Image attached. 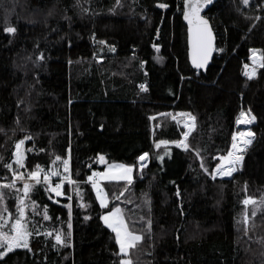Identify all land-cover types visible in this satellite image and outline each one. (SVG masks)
<instances>
[{
	"label": "trees",
	"instance_id": "obj_1",
	"mask_svg": "<svg viewBox=\"0 0 264 264\" xmlns=\"http://www.w3.org/2000/svg\"><path fill=\"white\" fill-rule=\"evenodd\" d=\"M182 12L183 0H0V183L11 180L5 164L13 160L15 143L30 136L19 170L39 164L63 173L62 162H52L70 157V175L81 190L78 195L77 185L65 181L64 195L56 197L35 185L36 212L47 206L51 219L30 207L29 229L67 233L65 205L71 204V244L56 245L55 232L33 235L31 251L14 249L0 264H118L115 233L100 219L113 206L144 237L129 251L132 264H264V68L256 79L242 75L249 50L264 52V0H218L211 8L207 16L223 51L205 72L190 64ZM100 41L115 47L101 62L95 57ZM245 110L256 117L254 142L231 179H212ZM181 112L196 117L190 148L170 144L165 154L154 142L182 139L183 128L160 114ZM144 152L150 165L142 175L134 169L127 190L126 182L104 184L110 203L102 208L87 176L106 164L138 165ZM60 179L52 176L51 183ZM3 192L15 217V195ZM246 197L260 211L245 221Z\"/></svg>",
	"mask_w": 264,
	"mask_h": 264
},
{
	"label": "snow or ice",
	"instance_id": "obj_2",
	"mask_svg": "<svg viewBox=\"0 0 264 264\" xmlns=\"http://www.w3.org/2000/svg\"><path fill=\"white\" fill-rule=\"evenodd\" d=\"M213 0H183V19L188 23V33L189 41L191 44V62L195 69H207L209 60L212 57L213 52L223 51V49H217L214 46V34L209 25L208 19L205 16L201 15V12L206 6L211 4ZM244 5H248L249 0H242ZM119 3V0H117ZM160 8H167V3H161ZM4 31L8 33H15V27H6ZM101 44H104L105 41H100ZM111 51H115L114 46H110ZM157 51H159V46L154 45ZM251 52L250 59L252 61V66L249 64H244L243 75L252 79L257 74V68H264V52H261L259 49H250ZM40 60L44 59L43 54L39 56ZM142 91H147V87L144 84L140 85ZM160 115L170 116L177 124L181 123V120L178 117L184 118L183 124L184 128L187 129L181 133L182 139L176 140H167L160 139L155 141V147L157 149L161 148L163 145L165 148V154L170 155L171 149L168 147L170 144L175 145L177 148L188 151L190 145L188 143V137L195 127L196 117L191 113L181 112L173 115L172 113H161ZM149 119L154 120L155 117H149ZM256 117L254 115L246 114L244 111H241L239 116L236 119V124H250L254 121ZM192 121L190 124L188 121ZM3 131V129H0ZM254 134L250 129H245L242 131L234 132L232 135V144L231 150L227 152L226 155L219 157V163L216 164L214 170L209 173L213 179H216L217 176H232L233 172L237 171L238 166L241 165L244 159V151L249 145L252 144V137ZM31 139L30 136H26L24 139L19 140L15 143V151L13 153V160L7 164L5 167L11 172V180L8 181L5 177L4 183H0V259H2L8 252L13 251L16 248L28 249L31 251L30 247V237L33 235H47L53 236L55 232L54 240L56 245L61 246H70L71 244V204L65 205L68 211V221H67V233L62 229H52L41 233L39 231L29 229V220H28V209L31 207L33 214H42L44 220H50L51 217L47 213V206H44L42 213H37V204L36 201L31 200L30 192L33 190L35 185L43 184L44 191L54 193L56 197L63 196L62 191L63 184L67 181L69 184L77 185V181L73 180L70 175L69 167V158H62L60 156H55V160L52 162L55 164L56 161H61L63 166V173L59 172L56 168H53L51 171H45L41 165L37 164L34 166V170L28 171L27 173L20 171L19 169L25 168V152L22 151V146L25 143V140ZM197 157H200V151L195 150ZM149 158V153L144 152L137 157V164H125V163H111L108 164L107 170L103 172H93L91 175L87 176V182L91 183V187L95 190L96 198L99 201V204L102 208L109 207V197L108 193L104 188L101 187V181L108 182H126L125 190H127V185L133 183L134 169H137L141 175L143 174V169L147 167ZM159 160L163 161L164 157L159 156ZM201 163L200 167L204 169L207 173L208 168L203 162V158L200 157ZM101 163H105L104 156L99 157ZM13 164L17 165V168H13ZM43 174V176H42ZM52 176H61V179L58 183L54 185L51 183ZM17 181L22 182V187L17 186ZM246 187V186H245ZM4 188L12 190L15 195L16 200V212L15 217L13 213L8 210V207L5 203V195L3 192ZM74 191L78 195L81 194V190L78 185L74 188ZM179 190H177L176 195L179 196ZM123 195V192L120 195H113V199L119 200L120 196ZM145 196V203L150 205V200L147 198V193H143ZM51 198V196L49 197ZM71 200V197H68ZM82 199V195H81ZM59 202V201H57ZM242 203L248 205L250 203L255 204V200L251 197H246ZM255 215V212H253ZM103 220L104 224L109 228L113 233H115V242L119 246V252L116 253L121 257L118 261V264H132V260L129 257V250L136 248L138 242H141L144 237L142 234L137 233L132 230L126 222L123 209L119 206H113L111 210L106 212L100 217ZM143 219V217H141ZM245 221L247 216L244 217ZM10 226H9V222ZM151 220L147 221V228L151 230ZM7 229V230H5ZM55 246V245H54Z\"/></svg>",
	"mask_w": 264,
	"mask_h": 264
},
{
	"label": "rangeland",
	"instance_id": "obj_3",
	"mask_svg": "<svg viewBox=\"0 0 264 264\" xmlns=\"http://www.w3.org/2000/svg\"><path fill=\"white\" fill-rule=\"evenodd\" d=\"M105 46V44H103L102 45V48L101 49H97V53L95 54V57L97 56V60L99 61V62H101L102 61V58H101V55H102V53L103 52H108L109 54L111 53V54H113V51H111V48H107V47H104ZM106 49V50H105ZM246 114H248L249 113V111H244ZM250 115H252V113L250 112ZM255 123V120L254 121H252L250 124H243V123H241V124H239L238 125V131H242V130H245V129H250V127L253 125ZM254 142V141H253ZM253 144V143H252ZM241 166V165H240ZM239 166V167H240ZM246 206V209H247V214H246V216L249 218V216H251L252 214H253V212H255V215L260 211V205L259 204H257V202L255 201V204H252V203H250V204H248V205H245ZM254 215V216H255ZM247 218V219H248ZM10 223L11 222H9V226H10ZM5 230H7V229H5ZM16 249H18V248H16ZM0 251H3V249H0ZM130 251V250H129ZM9 253V252H8ZM7 253V254H8ZM6 254V255H7ZM5 255V256H6ZM4 256V257H5ZM3 257V258H4Z\"/></svg>",
	"mask_w": 264,
	"mask_h": 264
},
{
	"label": "water",
	"instance_id": "obj_4",
	"mask_svg": "<svg viewBox=\"0 0 264 264\" xmlns=\"http://www.w3.org/2000/svg\"><path fill=\"white\" fill-rule=\"evenodd\" d=\"M217 2H218V0H213V2H212L211 4H209L208 6H206V7L204 8V10L201 12V15L205 16V18L208 19V21H209V25H210V27H211V29H212V31H213V34H214V37H215V39H214V46H215V48H217V37H216L215 31H214V29H213V26H212V24H211V21H210V19H209V17H208L207 15H208L209 11L211 10V8H212ZM183 21H184V24H185L186 27H187V33H188V23H187V21L184 20V19H183ZM215 54H216V51L213 52L212 57H211V59H210L209 62H208L207 69H206V70H205V69H199V71H204V72H205V71L208 70V68L210 67V65L212 64V62H213V60H214V58H215ZM188 56H189L190 64H191V66L194 68V66L192 65V62H191V44H190V41H189V33H188ZM194 69H195V68H194ZM196 70H197V69H196Z\"/></svg>",
	"mask_w": 264,
	"mask_h": 264
},
{
	"label": "built area",
	"instance_id": "obj_5",
	"mask_svg": "<svg viewBox=\"0 0 264 264\" xmlns=\"http://www.w3.org/2000/svg\"><path fill=\"white\" fill-rule=\"evenodd\" d=\"M218 52H221V51H216V54L218 53ZM251 56V55H250ZM245 64H249V66L251 67L252 66V61H251V59H250V61L248 62V63H245ZM244 66V65H243ZM257 69H259V68H257ZM243 72H244V67H243ZM257 76H258V74H256V76L255 77H253L252 79H256L257 78ZM144 85H146V84H144ZM178 118H180V117H178ZM183 120H184V118H182V122H181V127L184 129V131H186L187 129H185L184 128V124H183ZM190 124L192 123V121H188ZM195 123V122H194ZM195 129V127L192 129V131ZM192 131H191V133H192ZM235 132H237V131H235ZM190 133V134H191ZM190 136V135H189ZM253 138H254V136L252 137V140H253ZM248 148V147H247ZM231 150V149H230ZM246 151V150H245ZM245 151H244V154H245ZM243 154V155H244ZM243 162V161H242ZM242 164V163H241ZM150 165V161H149V158H148V163H147V167ZM147 167H145V168H147ZM239 170V166H238V168H237V171ZM237 171H235V172H233V174H232V176L237 172ZM94 172H102V171H100V170H95ZM232 176H224V177H220V176H217L216 178L217 179H223V180H226V179H230Z\"/></svg>",
	"mask_w": 264,
	"mask_h": 264
},
{
	"label": "crops",
	"instance_id": "obj_6",
	"mask_svg": "<svg viewBox=\"0 0 264 264\" xmlns=\"http://www.w3.org/2000/svg\"><path fill=\"white\" fill-rule=\"evenodd\" d=\"M101 163V162H100ZM102 164H106V162L105 163H101V165ZM107 166H108V164H106V167H105V170L104 171H106L107 170ZM103 172V171H102ZM134 173V172H133ZM134 177V176H133ZM120 182H123V181H120ZM105 183H108V181H101V187L102 188H104V184ZM105 189V188H104ZM94 190V189H93ZM106 191V190H105ZM94 192H95V190H94ZM96 194V193H95ZM109 201H110V199H109Z\"/></svg>",
	"mask_w": 264,
	"mask_h": 264
},
{
	"label": "bare ground",
	"instance_id": "obj_7",
	"mask_svg": "<svg viewBox=\"0 0 264 264\" xmlns=\"http://www.w3.org/2000/svg\"><path fill=\"white\" fill-rule=\"evenodd\" d=\"M215 34H216V33H215ZM216 37H217V35H216ZM217 41H218V38H217ZM242 75H243V70H242ZM243 77L249 79L248 77H246V76H244V75H243ZM142 84H144V83H142Z\"/></svg>",
	"mask_w": 264,
	"mask_h": 264
}]
</instances>
